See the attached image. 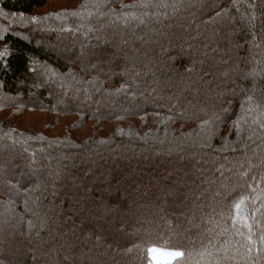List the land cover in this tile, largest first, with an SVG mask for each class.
<instances>
[{
  "label": "trees",
  "instance_id": "obj_1",
  "mask_svg": "<svg viewBox=\"0 0 264 264\" xmlns=\"http://www.w3.org/2000/svg\"><path fill=\"white\" fill-rule=\"evenodd\" d=\"M0 166V264H215L240 196L264 233V0H0Z\"/></svg>",
  "mask_w": 264,
  "mask_h": 264
},
{
  "label": "snow or ice",
  "instance_id": "obj_2",
  "mask_svg": "<svg viewBox=\"0 0 264 264\" xmlns=\"http://www.w3.org/2000/svg\"><path fill=\"white\" fill-rule=\"evenodd\" d=\"M220 15V13H218ZM208 132L211 134V121L207 122ZM2 167V166H0ZM251 199L240 196L227 210L220 212V220L213 223L219 229L216 236H223L222 242L212 244L210 248L200 252V256L211 257L215 264H240L243 257L245 264H252V253L264 254V233L257 236L256 211L249 208ZM243 249V252H241ZM148 254L151 264H188L191 253L174 250L167 251L161 248L150 247Z\"/></svg>",
  "mask_w": 264,
  "mask_h": 264
},
{
  "label": "rangeland",
  "instance_id": "obj_3",
  "mask_svg": "<svg viewBox=\"0 0 264 264\" xmlns=\"http://www.w3.org/2000/svg\"><path fill=\"white\" fill-rule=\"evenodd\" d=\"M67 88V87H66ZM61 88H59V90H60Z\"/></svg>",
  "mask_w": 264,
  "mask_h": 264
}]
</instances>
